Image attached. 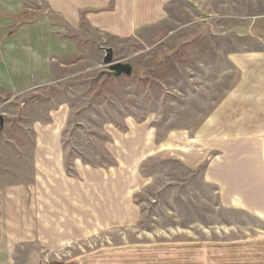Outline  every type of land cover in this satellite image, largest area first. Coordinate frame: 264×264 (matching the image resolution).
<instances>
[{"label":"rangeland","instance_id":"obj_1","mask_svg":"<svg viewBox=\"0 0 264 264\" xmlns=\"http://www.w3.org/2000/svg\"><path fill=\"white\" fill-rule=\"evenodd\" d=\"M247 2L175 0L161 30L124 40L64 27L76 55L53 67L50 84L0 99L16 140L0 141V188L30 177L22 145L32 149L34 122L54 120L66 177L83 188L87 172L94 195L80 192L72 209L67 184L32 180L30 208L2 222L0 212V264H60L78 253L141 245L158 246L154 264H264V221L250 211L264 212V163L249 156L245 115L204 125L237 78L225 55L254 48L245 38L250 21L241 17L264 14V0H249L252 11ZM26 7L62 25L38 1ZM216 27L227 33L215 35ZM101 48L130 65L132 76L109 75ZM255 150L264 156L262 142Z\"/></svg>","mask_w":264,"mask_h":264},{"label":"crops","instance_id":"obj_2","mask_svg":"<svg viewBox=\"0 0 264 264\" xmlns=\"http://www.w3.org/2000/svg\"><path fill=\"white\" fill-rule=\"evenodd\" d=\"M26 1L0 0V99L8 96L2 104L50 84L54 73L53 67L68 64L66 61L76 55L77 46L63 37L64 27L77 33L83 25L105 37L130 39L146 30H161L169 18L168 6L175 0H35L58 18L61 26L52 24L49 16L40 13L35 15L34 11L26 7ZM247 6L251 11L254 8L250 4ZM30 12L37 17L36 20L30 18ZM241 18L250 21L245 38L253 42L254 48L247 53L232 51L225 55V63L237 74V78L225 94L215 101L214 110L204 125L207 124L205 127L207 128L213 121L218 126L224 123L225 117L245 115L244 130L252 133L250 144L248 141V150L250 149L248 152L251 153L249 156L251 155L252 162L256 158L257 161L264 163V156L257 155L258 151L255 150L260 147V142L264 147V14L256 15L252 12ZM220 19L222 20L223 17ZM226 19H234V17H226ZM219 30H222V27L215 28V35L222 36L227 33ZM18 40H22V44L17 46L15 41ZM25 41H28L27 43L35 41L41 47H27ZM219 47H223L222 44ZM63 59H66V63ZM9 123V117L6 115L0 119V141L15 144L16 140L11 139L15 135V128ZM225 123L228 125V120L225 119ZM216 130L219 128L216 127ZM33 132L36 138L30 152H28L30 143L22 145V149L25 148V152L30 155L28 157L30 177L22 176L21 181L17 180L16 184L0 188V212L6 214H3L1 222L8 221L9 216L13 218L14 211H24L25 207L22 208L24 205L30 208L29 196L33 184L41 186V183L45 184L49 181L53 187L58 188L64 182L68 185V193L69 190L71 192L69 194L72 196V209H78V200L74 196L79 195L80 192L87 200L94 195V180L87 172L85 175L88 186L83 188L77 181L66 177L62 165V146L58 139L60 132L58 123L54 120L48 124L34 122ZM255 133L259 146L255 141ZM40 136H43L46 142ZM3 137L7 139H2ZM6 144L4 143L3 147ZM25 152L20 151L21 155ZM144 154L132 164L135 163L136 166L143 160ZM76 164L78 165V162ZM79 176L82 177L80 173ZM32 180L35 181L33 184ZM261 180L264 196V174ZM128 193L130 195V192H127V195ZM125 195L121 201L126 199L127 195ZM55 203L57 202L50 204ZM89 208L90 206L86 205L87 212ZM250 211L264 221V212L255 209ZM5 225L7 226L6 223ZM157 260V245H141L78 253L60 264H154L153 262Z\"/></svg>","mask_w":264,"mask_h":264},{"label":"water","instance_id":"obj_3","mask_svg":"<svg viewBox=\"0 0 264 264\" xmlns=\"http://www.w3.org/2000/svg\"><path fill=\"white\" fill-rule=\"evenodd\" d=\"M198 16L205 20L208 18L204 13H202L198 8L195 6L193 7ZM104 52L103 64L108 69V74L118 78L121 76L131 77L132 76V67L128 64H122L120 62H115L113 60V52L111 49H102Z\"/></svg>","mask_w":264,"mask_h":264},{"label":"built area","instance_id":"obj_4","mask_svg":"<svg viewBox=\"0 0 264 264\" xmlns=\"http://www.w3.org/2000/svg\"><path fill=\"white\" fill-rule=\"evenodd\" d=\"M4 117V113L2 112V106H0V119Z\"/></svg>","mask_w":264,"mask_h":264},{"label":"trees","instance_id":"obj_5","mask_svg":"<svg viewBox=\"0 0 264 264\" xmlns=\"http://www.w3.org/2000/svg\"><path fill=\"white\" fill-rule=\"evenodd\" d=\"M66 172H67V169H66Z\"/></svg>","mask_w":264,"mask_h":264}]
</instances>
